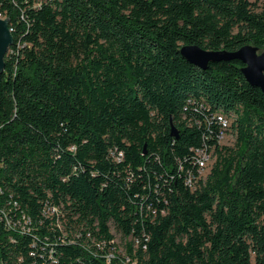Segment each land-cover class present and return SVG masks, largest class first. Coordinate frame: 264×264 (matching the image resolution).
Here are the masks:
<instances>
[{"label": "trees", "instance_id": "1", "mask_svg": "<svg viewBox=\"0 0 264 264\" xmlns=\"http://www.w3.org/2000/svg\"><path fill=\"white\" fill-rule=\"evenodd\" d=\"M0 16V264H264V93L239 61L179 53L264 51V0H0Z\"/></svg>", "mask_w": 264, "mask_h": 264}, {"label": "water", "instance_id": "2", "mask_svg": "<svg viewBox=\"0 0 264 264\" xmlns=\"http://www.w3.org/2000/svg\"><path fill=\"white\" fill-rule=\"evenodd\" d=\"M13 44V36L9 29V19L0 18V74L4 68V57ZM179 53L189 64L206 70L210 63L239 61L243 66L240 71L245 80L264 93V51L247 44L235 51H206L195 45H183ZM171 136L177 138L178 131L171 127Z\"/></svg>", "mask_w": 264, "mask_h": 264}, {"label": "bare ground", "instance_id": "3", "mask_svg": "<svg viewBox=\"0 0 264 264\" xmlns=\"http://www.w3.org/2000/svg\"><path fill=\"white\" fill-rule=\"evenodd\" d=\"M0 18H2V16H0ZM222 114V113H221ZM218 121H221L222 125L225 127L226 125H229L227 124V120H224L223 118L219 117V120ZM229 123V122H228ZM227 127V126H226ZM225 127V128H226ZM229 127V126H228ZM222 133V132H221ZM224 135V134H223ZM223 137V136H222ZM219 143V142H218ZM213 160V159H212ZM211 162V161H210ZM198 163V166L200 168V170H206V166H208V156H201V158L199 159V161L197 162ZM198 168V167H197ZM198 168V169H199ZM206 168V169H205ZM209 170V169H208ZM207 171V170H206ZM202 172V171H201ZM197 173V172H196ZM203 173V172H202ZM200 175V174H199ZM199 175H197L196 177H199ZM202 175V174H201ZM200 175V176H201ZM203 176V175H202ZM204 177V176H203ZM201 178V177H200Z\"/></svg>", "mask_w": 264, "mask_h": 264}, {"label": "built area", "instance_id": "4", "mask_svg": "<svg viewBox=\"0 0 264 264\" xmlns=\"http://www.w3.org/2000/svg\"><path fill=\"white\" fill-rule=\"evenodd\" d=\"M201 156H206V155H204L203 153H199V157H198V159H197V162L199 161V159L201 158Z\"/></svg>", "mask_w": 264, "mask_h": 264}, {"label": "rangeland", "instance_id": "5", "mask_svg": "<svg viewBox=\"0 0 264 264\" xmlns=\"http://www.w3.org/2000/svg\"><path fill=\"white\" fill-rule=\"evenodd\" d=\"M225 144H227L228 143V141L227 142H224Z\"/></svg>", "mask_w": 264, "mask_h": 264}]
</instances>
